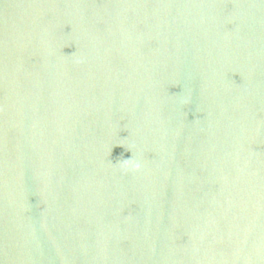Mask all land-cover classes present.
<instances>
[{"label": "water", "instance_id": "1", "mask_svg": "<svg viewBox=\"0 0 264 264\" xmlns=\"http://www.w3.org/2000/svg\"><path fill=\"white\" fill-rule=\"evenodd\" d=\"M0 264H264V0H0Z\"/></svg>", "mask_w": 264, "mask_h": 264}, {"label": "clouds", "instance_id": "2", "mask_svg": "<svg viewBox=\"0 0 264 264\" xmlns=\"http://www.w3.org/2000/svg\"><path fill=\"white\" fill-rule=\"evenodd\" d=\"M125 163H127V161H126ZM134 168H135V169H139V168H140V164H139V163H136V164L134 165Z\"/></svg>", "mask_w": 264, "mask_h": 264}]
</instances>
